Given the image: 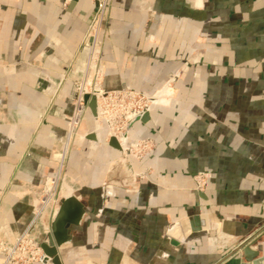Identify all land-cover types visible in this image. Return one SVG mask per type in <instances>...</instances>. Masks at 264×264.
<instances>
[{"label":"crops","instance_id":"1","mask_svg":"<svg viewBox=\"0 0 264 264\" xmlns=\"http://www.w3.org/2000/svg\"><path fill=\"white\" fill-rule=\"evenodd\" d=\"M92 12L91 0H0V237L24 230L58 169L62 197L86 207L59 264H244L245 243L264 264V0H109L101 87L165 99L128 130L127 143L155 142L124 161L138 179L115 175L121 151L88 109L65 138ZM193 216L200 230L161 249L167 225L182 221L187 235Z\"/></svg>","mask_w":264,"mask_h":264},{"label":"built area","instance_id":"2","mask_svg":"<svg viewBox=\"0 0 264 264\" xmlns=\"http://www.w3.org/2000/svg\"><path fill=\"white\" fill-rule=\"evenodd\" d=\"M70 1L62 0V7L65 8ZM91 1L93 2L92 16L81 40V45L87 47V58L90 61L85 66L81 78L75 82V95L72 99L73 110L69 117V123L70 127L75 130L76 126L83 120L87 109L83 104L82 96L85 93L94 94L96 97L97 112L93 119L96 124H105L107 137H110L116 136L117 133L121 132L134 114L143 111L148 104L157 102L155 99L160 96H147L132 91L131 89H103L101 87L99 77L103 74V68L98 59L100 49L99 34L109 0ZM131 100L134 102L133 104H130ZM149 143H152V141L143 139L134 144L124 146L123 149L140 156L142 155L140 151L150 146ZM133 148L135 149L132 151ZM148 150L150 151L151 149L148 148ZM193 179L196 189L201 190L206 182L205 175L203 173H196L193 175ZM49 181L50 179L48 178L42 191L38 195V199L43 202H37L33 210H36L37 215L40 213L43 214L48 210L52 218L62 197V190L56 193L54 186L51 190L49 188L51 186ZM50 198L54 199L49 201ZM48 201L52 202L51 204L53 205H48ZM41 253L42 250L38 243L27 233L16 236L13 241H5L0 237V254L4 256L2 264H33L38 261Z\"/></svg>","mask_w":264,"mask_h":264},{"label":"water","instance_id":"3","mask_svg":"<svg viewBox=\"0 0 264 264\" xmlns=\"http://www.w3.org/2000/svg\"><path fill=\"white\" fill-rule=\"evenodd\" d=\"M75 1L76 0H71L69 2L70 5L74 4ZM82 99L85 107L90 111L91 115L95 117L97 112L95 95L85 93L82 96ZM147 110L148 107L143 111L134 114L128 121L125 131L119 133L117 136H110L108 144L115 149L122 150V145L126 143L128 138V130L134 122L145 121ZM98 192L101 195V199L104 197L103 195L105 192L106 194H111V190L107 185L99 187ZM85 213L86 207L79 202L74 194H68L60 199L57 210L49 222V231L45 232L43 239L38 242V245L42 250L38 259L39 262L43 264H59V252L63 244L69 241L72 229L81 226ZM202 224L203 221L200 220L198 216H193L189 221L191 232H188L186 235L187 225L184 222H170L162 236L160 248L170 249L179 247L191 233L199 231V225ZM252 244L253 243H245L238 248L244 264L246 262L263 264L260 259L261 255L255 249H252Z\"/></svg>","mask_w":264,"mask_h":264},{"label":"rangeland","instance_id":"4","mask_svg":"<svg viewBox=\"0 0 264 264\" xmlns=\"http://www.w3.org/2000/svg\"><path fill=\"white\" fill-rule=\"evenodd\" d=\"M98 56H99V54H98ZM99 59V58H98ZM90 61V59L88 60V58L86 59V63H85V65H84V69H85V66L87 65V63ZM100 61V60H99ZM102 68H103V74H104V65H102ZM84 69H83V71H84ZM82 74H83V72H82ZM103 74L101 75V77H99L100 78V80L102 79V76H103ZM81 78V76L79 77V79ZM89 78V77H88ZM91 78V77H90ZM78 79V80H79ZM75 87H76V85H75V83H74V94H73V97H74V95H75ZM117 89H125V88H117ZM128 89V88H127ZM132 91H135V92H137V93H139V94H144V95H147V96H153V94H147V93H142V92H139V91H136V90H134V89H131ZM168 90V89H167ZM166 90V91H167ZM155 100H157V102H159V101H165V99H164V96H160V97H157ZM134 102L131 100L130 101V104H133ZM151 104V103H150ZM150 104H148V106L147 107H149V105ZM70 117V116H69ZM69 117H68V131H69V133H67L66 135H65V138H67V141L70 139V137H72L74 134L72 133V132H75V130L74 129H72L71 127H70V123H69ZM84 119V118H83ZM130 120V119H129ZM128 123V122H127ZM105 125V124H104ZM127 125V124H126ZM74 128H75V126H74ZM76 128H77V126H76ZM125 128H126V126H125ZM125 128L121 131V132H124L125 131ZM67 131V132H68ZM121 132H119V133H121ZM119 133H117L116 134V136L119 134ZM143 139H149V140H151L152 141V143H149L150 144V146H148V147H145L144 149H142L140 152H141V154L142 155H140V156H138V155H136V154H133L132 152L130 153V151L129 150H124L123 148H124V146H127V145H130V144H134V143H136V142H138V141H140V140H143ZM154 147H155V142L152 140V139H150V138H139V139H136V140H134V141H132V142H129V143H127V141H126V143L124 144V145H122V150H120L121 151V155L118 157V158H116V159H114V161H113V164H112V167L114 168V170H115V175L116 176H118L119 178H121V177H123V176H126V174L128 175V174H130L131 176H133L134 175V177L133 178H136V179H138V177H140V172H136V171H133V170H131V168L130 167H128V166H124V161L126 160V159H129V158H134V159H140V158H142L143 156H145L146 154H148L149 152H151L153 149H154ZM128 148H130V146H128ZM148 148L149 149H151L150 151L148 150ZM135 148H133L132 149V151L134 150ZM137 149V148H136ZM130 153V154H129ZM138 156V157H137ZM62 174V173H61ZM60 174V171L57 169V171H55L53 174H51V175H48V176H46L44 179H43V181H42V185H41V188L39 189V191H38V193H37V195L35 196V200H34V202H33V207H32V209L34 208V207H36V204H37V202H40V203H42L43 201H41L40 199H38V195L40 194V192L42 191V189H43V186H44V184L46 183V181H47V179L49 178L50 179V181H49V183H50V185L51 186H49V188H51V190L53 189V186L55 187V192L57 193L58 191H60V190H62L61 189V177H62V175ZM106 184V183H105ZM119 185V184H118ZM131 185V184H130ZM62 198V197H61ZM54 198H50L49 199V201H51V200H53ZM47 202L48 203V205H53V204H51L52 202ZM48 205H47V207H48ZM58 207V206H57ZM56 210H57V208H56ZM56 210H55V212H56ZM36 211V210H35ZM34 210H32V217H31V220H30V222H28V224H27V226L24 228V230L20 233V234H23V233H27L34 241H36L37 243H38V241H37V239H36V236L34 235V231L36 230L35 229V226L36 227H41V232L42 233H40L42 236L41 237H43L45 234H44V229H43V227H45L46 226V224H48V222H50V220H51V213H48V210L46 211V212H44L43 214L42 213H40L39 215H37V213L35 212ZM55 212H54V214H55ZM54 214H53V216H54ZM37 216H40V217H38L37 218ZM52 216V217H53ZM46 232H48L49 231V224H48V226H46V230H45ZM19 234V235H20ZM40 234H38L37 236H40ZM18 236V235H17Z\"/></svg>","mask_w":264,"mask_h":264}]
</instances>
